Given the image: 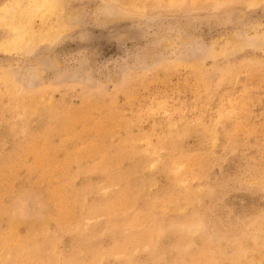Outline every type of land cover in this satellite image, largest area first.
<instances>
[{
  "label": "rangeland",
  "instance_id": "obj_1",
  "mask_svg": "<svg viewBox=\"0 0 264 264\" xmlns=\"http://www.w3.org/2000/svg\"><path fill=\"white\" fill-rule=\"evenodd\" d=\"M0 264H264V0H0Z\"/></svg>",
  "mask_w": 264,
  "mask_h": 264
}]
</instances>
